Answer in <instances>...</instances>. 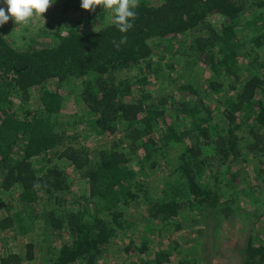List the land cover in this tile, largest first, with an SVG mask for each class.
<instances>
[{"label": "trees", "instance_id": "trees-1", "mask_svg": "<svg viewBox=\"0 0 264 264\" xmlns=\"http://www.w3.org/2000/svg\"><path fill=\"white\" fill-rule=\"evenodd\" d=\"M254 3L264 7V0ZM0 7L6 5L0 2ZM58 7L63 12L84 11L80 0H59ZM245 10L246 0H140L134 27L127 33H121L110 19L95 31L77 27L51 30L48 42L24 48L14 46L4 33L5 25L0 26V210L9 204L3 191L14 190L19 202L15 211L0 218V229L26 232L27 222L33 224V217H40L49 229L65 227L69 234L51 252V264H98L111 239L125 231L124 206L139 202L129 182L135 174L126 164L129 155L138 154L139 162L146 165L170 141L183 144L175 177L144 199L149 219L158 222L153 228L158 232L181 229L185 211L219 204L222 193L217 175L221 173L211 166L226 164L229 178L237 179L226 168L237 167L234 161L241 152L238 129L251 138L248 147L256 157L254 176L264 182V63L256 61L252 67L256 71H251L254 56L250 55L249 71L241 75L233 42ZM213 14L222 18L218 26L209 20ZM252 28L251 48L264 50V25ZM186 31L197 33L191 40L195 60L211 70L195 86L201 91L181 83V73L169 71L173 65L165 60L164 70L174 75L177 85L166 92L152 93L145 88L134 94L128 77L120 72L133 66L161 70L158 59L163 56L153 60L155 47L162 39L169 41ZM124 35L127 43L115 47L114 41ZM140 79L146 83L147 75L143 73ZM50 80L57 85L50 87ZM73 84L92 115L90 124L106 135L121 133L129 140L128 146L121 147L116 141L109 148L90 150L71 142L60 112L68 105L65 99L67 92H74ZM30 89L36 90L37 103L22 105L17 112L14 98L27 101ZM211 95L218 96L215 105L206 101ZM215 106L219 107L217 118ZM57 159L67 160L87 181L91 207H61L67 183L54 162ZM210 170L212 185L199 179V174ZM41 198L45 207L37 212L34 204ZM49 200L58 205L51 207ZM129 246L126 251L144 252L147 240ZM32 249L29 242L27 258ZM157 250L155 262L148 263L169 258L163 249ZM243 253L242 264H264V243L249 241ZM21 260L17 252L0 254V264H21Z\"/></svg>", "mask_w": 264, "mask_h": 264}, {"label": "rangeland", "instance_id": "rangeland-1", "mask_svg": "<svg viewBox=\"0 0 264 264\" xmlns=\"http://www.w3.org/2000/svg\"><path fill=\"white\" fill-rule=\"evenodd\" d=\"M148 1L156 3L160 0ZM255 1L246 0V10L242 12L240 22L237 25V35L233 39L234 49L238 54L237 65L242 71L241 75L249 71L246 69L249 68L250 55L254 56L253 64L250 66L251 71H256V68H252L256 67L253 66L256 61L261 60L264 63V50L251 48L252 25H264V7H256ZM58 5L59 0H55V3L43 14L44 21L39 17H34L32 24L28 27L15 25L10 19L4 24L5 35L11 39L14 46L24 48L30 44L48 42L52 36L51 30L66 31L69 27L93 30L112 17L109 10L102 9L100 6H97L94 12L86 10L83 12L77 10L63 12ZM4 8L6 10V7ZM209 20L218 26L222 18L213 14ZM39 31L41 33L36 34ZM196 35V32L186 31L169 41L162 39L155 47L153 55L155 61L159 54H162L163 58L158 59L162 65L161 70L149 71L147 68L142 70L143 67L141 66H133L129 69H123L120 75L128 77L132 92L136 95L145 88L152 93L166 92L170 87L177 85L174 82V75L170 76L164 70V61L168 60L173 65L169 71L173 70L172 72L175 74L181 73V83H187L194 87L198 86L200 82L204 81V78L211 74V70L205 64H199L195 60L191 40ZM261 71L264 73V65ZM143 73L147 75L146 83L140 79ZM48 85L55 87L57 82L50 80ZM72 87L74 92H70L74 95L67 92L69 98L67 97L65 101L68 105L63 107L60 112L71 142L85 145L90 150L109 148L110 144L116 141L121 147L128 146L129 140L123 137L121 133L106 135L100 133L90 124L89 119L92 115L77 97L75 90L77 84H73ZM195 88L199 91L202 89ZM30 91V97L27 101L14 98V104L17 105L14 107H16L17 112H20L22 105L37 103L36 90L30 89ZM223 92L221 95L224 94ZM217 97V95H211L206 101L215 105ZM213 114L215 118L219 116V107L213 108ZM237 131H239L238 144L241 149L234 161L237 163V167L233 168L229 165L226 168L228 171L236 173L237 179L232 178L231 180L229 178L230 175L225 171L226 164L212 165L211 168H218L221 173L217 175L222 193L219 204L216 207L205 206L185 211L182 228L173 232L169 229L162 232L153 229L158 225V222L149 219L144 199L145 196L161 190L167 180L174 179L175 162L182 150V142L170 141L166 148L157 150L154 157L146 165L139 162L138 154H130L126 164L134 170L135 174L129 178V182L131 189L137 193L139 202H130L124 206L125 231L111 239L108 250L99 259L98 264L114 262L150 264L148 260L153 263L154 253L157 249H163L170 256L163 263L156 264H242L244 246L249 241L264 243V182L254 176L256 157L249 151L248 143L251 138L248 132L239 129ZM54 162L61 168V173L65 183H67V187L64 189L66 201L61 207H75L77 205L81 208L91 207L87 181L79 177L75 167L67 160L57 159ZM199 179L212 185L214 182L213 171L199 174ZM1 194L9 204H7L8 208L0 210V218L6 216L9 210L15 211L19 205L14 190L3 191ZM49 201L51 207L58 205L53 200ZM44 202L45 200L41 198L34 204V209L37 212L41 211L45 207ZM32 220L33 224L27 222L26 232L18 233L9 227L0 229V254L17 252L22 256L21 264H51V252L69 238L67 229L65 227L56 230L49 229L40 217L34 216ZM129 234L133 236L132 240H129ZM144 240H147V249L144 252L126 251L125 247L129 243L131 245L129 247H132L139 245ZM29 242H31L33 249L31 257L27 258Z\"/></svg>", "mask_w": 264, "mask_h": 264}, {"label": "clouds", "instance_id": "clouds-1", "mask_svg": "<svg viewBox=\"0 0 264 264\" xmlns=\"http://www.w3.org/2000/svg\"><path fill=\"white\" fill-rule=\"evenodd\" d=\"M6 5L0 7V26L10 19L15 25L28 27L32 24L34 17L43 19L55 0H3ZM140 0H80V7L86 11L94 12L97 6L109 10L112 13L111 22L121 33H127L134 27L137 17L135 9L139 7ZM93 31L94 28H93ZM127 43V36H121L119 42L114 41V46L119 48L121 44Z\"/></svg>", "mask_w": 264, "mask_h": 264}]
</instances>
